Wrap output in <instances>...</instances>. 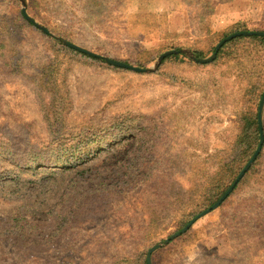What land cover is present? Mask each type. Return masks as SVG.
<instances>
[{"label": "rangeland", "instance_id": "1", "mask_svg": "<svg viewBox=\"0 0 264 264\" xmlns=\"http://www.w3.org/2000/svg\"><path fill=\"white\" fill-rule=\"evenodd\" d=\"M239 31L264 0H0V264H264V144L164 243L261 142L264 42L193 59Z\"/></svg>", "mask_w": 264, "mask_h": 264}, {"label": "water", "instance_id": "2", "mask_svg": "<svg viewBox=\"0 0 264 264\" xmlns=\"http://www.w3.org/2000/svg\"><path fill=\"white\" fill-rule=\"evenodd\" d=\"M23 13L26 16V18L31 21L32 23H34L36 26H38L39 28H41L43 31L45 32H49L48 29L42 25H40L39 23H37L33 18H31L27 12L26 9H23ZM242 35H263L264 36V31H239L236 33H233L227 37H225L224 39H222L216 46L215 49V53L213 54L212 57L209 58H195L193 57V59L197 62H201V63H208L213 61L218 54V51L221 49V47L228 41H230L231 39L238 37V36H242ZM66 44L78 51H81L83 53L92 55V56H98V57H103L108 63L115 65V66H120V67H124V68H129L132 70H136V71H145L146 69L140 68V67H136L130 64H127L125 62H121L109 57H104L101 56L97 53H94L84 47H81L75 43L72 42H66ZM181 52V50H171L168 52L163 53L160 58H159V62H161L167 55L169 54H173V53H178ZM263 108H264V94L262 96L261 102H260V106H259V125H260V129H261V142L259 144L258 149L256 150V152L254 153L253 157L250 159V161L247 163V165L243 168V170L240 172V174L238 175V177L236 178V180L234 181V183L231 185V187L226 191V193L214 204L212 205L210 208L206 209L205 211H203L202 213H200L199 215H197L193 220H191L182 230L178 231L177 233H175L174 235L170 236L169 238H167L164 243H168L169 241H171L172 239L178 237L179 235H181L182 233H184L186 230H188V228L192 225V223L200 218L201 216L205 215L206 213L216 209L217 207H219L221 205V203L228 197V195L233 191V189L236 187V185L239 183V181L242 179V177L245 175V173L249 170V168L251 167V165L254 163V161L256 160L257 156L259 155L263 144H264V131H263V122H262V113H263ZM162 244H158L154 247H152L148 253L147 256V261L148 264H151V253L153 252L154 249L160 247Z\"/></svg>", "mask_w": 264, "mask_h": 264}, {"label": "trees", "instance_id": "3", "mask_svg": "<svg viewBox=\"0 0 264 264\" xmlns=\"http://www.w3.org/2000/svg\"><path fill=\"white\" fill-rule=\"evenodd\" d=\"M243 37H246V36H243V35L242 36H238L235 39L243 38ZM250 37L256 38V39H260L262 42H264V36L253 35V36H250ZM235 39H233L232 41H230L228 43L233 42ZM195 53L199 57H202V55H203V53L201 51H197L196 50ZM90 56L95 58V59H101L98 56H92V55H90ZM169 57L170 56H168L167 58H169ZM245 120H246V124H245L244 129H243V134L244 135H243L242 139L240 138V141L243 142V143H246V144L253 143V145H256L258 143L259 133H260L259 124H258V112H255L254 114L251 113V116L250 117L247 116Z\"/></svg>", "mask_w": 264, "mask_h": 264}]
</instances>
